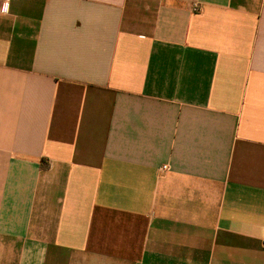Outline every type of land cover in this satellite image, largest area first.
<instances>
[{"label":"crops","instance_id":"crops-1","mask_svg":"<svg viewBox=\"0 0 264 264\" xmlns=\"http://www.w3.org/2000/svg\"><path fill=\"white\" fill-rule=\"evenodd\" d=\"M0 264H264V0H11Z\"/></svg>","mask_w":264,"mask_h":264},{"label":"built area","instance_id":"built-area-1","mask_svg":"<svg viewBox=\"0 0 264 264\" xmlns=\"http://www.w3.org/2000/svg\"><path fill=\"white\" fill-rule=\"evenodd\" d=\"M11 0H0V11L1 12H7L10 8ZM194 10L198 11L200 10V7L198 5H194Z\"/></svg>","mask_w":264,"mask_h":264}]
</instances>
